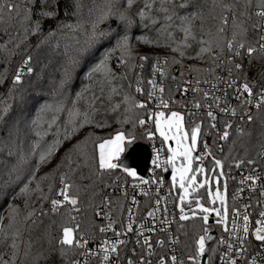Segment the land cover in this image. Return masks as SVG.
<instances>
[{
	"label": "trees",
	"instance_id": "1",
	"mask_svg": "<svg viewBox=\"0 0 264 264\" xmlns=\"http://www.w3.org/2000/svg\"><path fill=\"white\" fill-rule=\"evenodd\" d=\"M9 2L17 5V11L12 13L11 22H7L8 14L5 12V22L0 23V115H3L5 107L8 109L5 118L0 120V257L10 261V264L13 259L15 264H71L82 249L72 248L68 250L66 257L61 256L56 240L61 235L62 216L53 214L50 204L51 199H62L56 195L60 188L57 165L62 164L71 146L91 134L92 139L87 142L86 151L94 154V142H99L96 138H109L117 131L133 133L137 138L136 143H148L146 132H153L152 125L146 123L141 127L138 120L141 117L147 120L151 103L148 97L150 90L148 81L153 75L154 65L157 61L161 62L164 55L160 67L164 72L163 97L167 100L173 98L177 99L176 102L182 100L181 87L185 79L183 75L181 76L183 72H188L186 76L191 80H204L228 74L229 69H232L233 77L248 82L251 76L262 69H259L261 57L256 52L252 57L246 54L248 46H256L258 31L252 25L259 23V18L252 16L247 22L248 30L242 37L246 41V47L241 51L240 57H233V64L229 65L226 59L232 54L227 51L226 39L232 38L234 29L232 13L225 12L223 6H234L238 14L245 10L244 0L239 2L192 0L193 7L201 13V18L193 22L192 30L196 39L189 37L187 41L180 30L179 19H175L172 26L167 27L168 22L163 19L165 14L156 11L160 7L159 0H156L150 14L151 19L156 20L155 24L151 23L149 18L142 21L137 15L147 0H135L131 8H127L126 0H114L113 10L126 11L133 20L130 28H125L116 16L96 23L100 9L105 7L108 0H9ZM182 2L185 0H174L179 16H184L191 10L180 9L179 4ZM255 9L256 6L253 4L247 8V12L254 13ZM48 10L54 11L55 16L52 18L43 16L42 13ZM222 14L228 16L229 26L224 36L220 37L217 36L216 30ZM37 22L39 30H36ZM145 24L148 26L145 27ZM101 32L104 34L100 35ZM125 32L129 36L131 58L123 49L114 50L118 38ZM169 32L172 33L171 39L168 36ZM201 38L223 46L224 51L219 54L215 63L208 53L202 58H197V53L202 47L199 43ZM143 40L151 43H144ZM185 42L190 47H184ZM178 46L185 53L183 57L178 51L172 50ZM214 51L219 52V47H215ZM106 55L108 56L106 68L93 72L92 69ZM29 56L31 60L24 66L23 61ZM139 56H147L148 59L141 62ZM122 59L127 62L121 64ZM164 59L167 63H164ZM221 61L225 63L221 64ZM236 63L242 65L239 72L234 68ZM185 64H189L187 69L183 68ZM22 67L24 72L22 82L14 85L16 71ZM28 67L32 68L31 73L27 72ZM207 69H213L214 72L205 71ZM138 80L139 86L143 88V94L135 91ZM113 87L117 88V93H112ZM125 96L130 97L127 103L124 102ZM94 97L101 99H97L93 106ZM138 102L146 103L147 108L133 107ZM117 104L120 107L113 111V106ZM58 106H62L64 110L57 112L55 109ZM74 106L80 112H89L94 121L106 122L107 126L84 127L72 140L61 143L58 151L48 162H40L39 151L46 149L58 138L63 140L64 126L69 121L68 110ZM53 116L57 117L56 123L52 128H48ZM253 117V121L244 120L239 128L228 130L229 136L221 143V152H217L218 145L215 140L211 141V153L223 161L224 171L234 161L255 159L264 144V115L259 112ZM126 118L129 122L123 123ZM196 122L197 120L193 119L186 121L185 125L192 128ZM58 130L61 133L60 137L56 135ZM37 132L40 133L39 136ZM37 143L40 150L33 152V145ZM212 163L210 160L205 165L210 166ZM60 171H67V167L61 168ZM116 176L120 177L119 181L132 179L117 170L112 177H105V181L111 184ZM42 177L47 179H41ZM74 180L77 186L87 183L79 180V173ZM38 183L41 191H36ZM25 185H28V192L21 191ZM49 185H52L50 193ZM230 189L227 188L226 198L230 195ZM75 193L74 186L73 194ZM104 194L115 201L111 213L121 218L126 198L114 188V184L105 189ZM42 195H47L49 199L47 201L40 199ZM198 195L205 199L204 190H199ZM79 196V206L84 209L78 214L81 232L84 239L96 238L101 234L99 228L102 222L94 215V209L90 204L100 205L102 197L93 198L92 190L83 188H80ZM33 211L37 213L43 211L47 215L33 216L32 220H36L33 224L32 220L27 219L28 213ZM64 212L65 209L62 208L60 213ZM183 225V228L180 227L181 242L194 251L195 246L192 243L202 232L201 220L184 221ZM209 226V229L218 233L215 224L210 223ZM14 234H18L15 235L17 249L11 247ZM79 235L78 233L77 238ZM53 248L56 250L52 251ZM25 252L28 255H25ZM41 252L46 259L39 258ZM87 264H97V260L92 258Z\"/></svg>",
	"mask_w": 264,
	"mask_h": 264
},
{
	"label": "snow or ice",
	"instance_id": "2",
	"mask_svg": "<svg viewBox=\"0 0 264 264\" xmlns=\"http://www.w3.org/2000/svg\"><path fill=\"white\" fill-rule=\"evenodd\" d=\"M135 0H126L127 8H131L134 4ZM239 2V0H237ZM156 3V0H147L145 6L139 10L137 13L138 17L143 21L145 18H149L150 14L153 10V5ZM114 0H108L105 7L100 9V14L97 17L96 23H101L107 20L111 16H116L120 23H122L125 28H130L133 24V20L129 17L126 11H119V9L113 10ZM160 7L156 9L157 12L164 13L163 19L167 21V27L172 26V21L175 19H179L181 21L180 30L184 33L185 41L189 37L192 39H196L193 33V22L196 19L201 18V13L198 12L194 7L192 0H185L179 4L180 9H191L186 15L179 16L176 12V6L174 5V0H159ZM253 4L256 6V11L254 13L249 14L247 12V8L251 7ZM166 5H173V7L169 8ZM245 10L240 11L237 14V11L234 6L232 5H224L225 12L232 13V25H233V32L232 38L226 39V47L227 51L232 55L226 59V63L229 65L233 64V57H240L241 51L246 47V41L242 38L247 33V22L252 19V16L264 19V0H244ZM17 11V5L15 3L9 2V0H0V23H4V14L7 12L8 14V21L11 22L13 17L12 13ZM43 16L52 18L55 16V12L52 10L44 11ZM219 27L216 30L217 36L223 37L225 34L226 29L229 26V20L227 15H221L219 17ZM151 23L155 24L156 20L151 19ZM95 26V25H94ZM145 27L148 25L145 24ZM252 27L259 31L264 24L256 23L253 24ZM36 30H39V23L36 24ZM104 33L101 32L100 35ZM169 39L172 37V33H168ZM259 49L254 46H248L246 48V54L249 57H252L253 53L257 52H264V35L260 36ZM144 43H151V41L143 40ZM199 43L202 45L199 52L197 53V58H202V56L206 53L212 55V59L215 60L219 56V54L223 53L224 48L216 44L212 40H205L203 38L200 39ZM184 47H190L186 42L183 45ZM215 47H219V52L214 51ZM123 49L127 52L128 57L131 58V47L129 43V36L127 32L123 36H120L117 40V44L114 50ZM173 51H178L179 54L183 57L185 55L184 51L180 49V47H176L172 49ZM108 56L106 55L104 59L100 61V63L92 69L93 72H98L102 68H106V61ZM148 59L147 56H139V60L141 62L146 61ZM31 60L29 56L27 59L23 61V65L27 66ZM126 60H121V64L126 63ZM167 63V61H164ZM225 63V61H221V64ZM143 67V64H141ZM234 68L237 72L242 69V65L239 63L234 64ZM33 70L31 67L27 68V72L31 73ZM157 71H160V74L163 76L164 73L160 68V62L157 61V64L153 67V74ZM205 71L214 72L213 69H207ZM24 75L23 67L16 71L15 77L13 79V84L18 85L22 82V76ZM68 73L66 72V76ZM183 73H181V76ZM229 80L226 81L227 87H234L236 92L239 95L236 97L237 99L244 98V103L252 105L253 100L252 97L253 93V86L249 82L245 81L242 84L238 83V80L231 79L232 76V69H229L228 72ZM175 79V77H173ZM222 79V78H218ZM111 83V81L109 82ZM140 81H137V87L135 88L136 93L143 94V88L139 86ZM187 83V82H185ZM200 81L197 80V85H199ZM204 83H208L207 80ZM148 84L152 86V90L148 92L149 102H151L154 94L158 91L161 95L159 97V103L157 104L158 109H168L169 108V101L163 99V93L165 91L163 85L157 86L154 79H150ZM131 86V85H130ZM213 89L216 88V85H212ZM103 92V90H101ZM112 93H117V88L113 87L111 89ZM188 88L185 87L183 92H187ZM193 91H202L199 87L194 88ZM245 94L246 97H245ZM204 98L208 99L210 96V92L204 91L203 92ZM219 103V97H213ZM97 99H101V97H94L93 99V106ZM130 97L125 96L124 102L127 103ZM262 105H264V88L260 90V93L257 95L255 100L254 106L259 109ZM120 107L119 104L114 105L112 110L115 111ZM133 107L137 109H146L147 104L144 102H138L133 105ZM194 107L199 109L201 104L199 102L194 103ZM57 112L63 111L62 106H58L55 109ZM129 109H125L128 111ZM222 111H227V109H222ZM8 109L5 107L3 109V115H0V120L4 119L7 115ZM93 112H95V108L93 107ZM69 113V121L65 124L63 130V140L56 139L52 144H49L46 149L43 151L40 150L39 143L33 145V152L39 151V159L40 162H48L49 159L58 151V146L63 143L64 141H70L73 139L74 135L83 129L86 126L94 125L95 127H105L107 126L106 122H96L93 119V116L89 112H80L75 108L68 110ZM232 114L235 115V110H232ZM245 115L247 116V120L249 122L253 121L254 117L251 112H246ZM207 116L213 121L210 125L211 128H216V124L214 121L216 120V116L213 114L211 110L207 112ZM79 118V119H77ZM56 116L52 117V120L48 123V128H52V126L56 123ZM243 119V117H241ZM128 119L126 118L123 123H128ZM154 122L155 124V132L159 134L162 138L163 143L168 145V142L174 141L176 147L168 146L167 152L168 155L166 159L161 160V151L162 149L156 150V155L152 159L153 165V173L155 169L162 168L163 166H169L171 168V185L172 188L170 190V195L174 192L177 187L179 188L178 193V200L177 208L180 212L179 220L180 221H189V220H201L202 221V231L203 235H199L198 238L195 239V254L188 256V261L190 264H200V259L205 255L206 252V241L212 239L209 235V217L212 214H215L218 219L216 220L217 224L223 225L224 232L230 233L229 239L225 241L223 238L220 239V245H226L227 252L221 254L220 261L221 264H237L236 258H233L230 254L232 252L236 253V257L239 258L244 252L247 251L245 247V241L248 239L249 236V224L250 218L249 214L247 213V208L250 207L249 205H245V213L242 216V225L237 223L238 220L241 219V213L239 209H234L232 213V223L231 229L228 227V217L229 212L226 203L227 197V181L225 178V173L223 171L224 164L223 161L220 159H216L215 157L212 158L213 160V168L210 170L211 175H209V170L203 166L202 161L207 157L211 156V149L207 142L204 143V152L200 155H193V153L197 150L198 146V139L201 132V123L195 124L191 129L190 132L185 128L184 124V115L177 111H171L166 115V113L162 110L158 111H148L147 120L143 117L139 118L138 124L139 126L143 127L146 123ZM135 127V123L133 125ZM231 127V124L225 126V130L222 134L219 135L220 140H226L229 136L228 129ZM39 136L40 133L37 132ZM57 137H60L61 133L58 130L56 132ZM146 135L149 139L153 137L152 131H147ZM92 139V135L86 136L84 140H78L75 144L71 146L69 149L68 155L64 158L62 164L57 165V174L59 178L60 188L57 190L56 195L62 197V199H51V212L53 214H60L62 216L61 221V235L58 240H56V244L59 245L60 254L62 257L67 256L68 250L72 248H86L88 244V240L84 239L83 233L81 232V224L79 222V213L84 211L80 205V196L79 190L83 188L84 190H92L93 198L96 196L102 197L100 201V205L90 204V207L94 209L95 216L105 215L108 218L107 226H101L99 231L101 233H105L109 230H113V225L115 223L114 220L111 219V212L113 210V205L115 201L111 199L109 195L104 194L105 189H108L112 186V184H116L120 177L116 176V179L112 181V183H108L105 181V177H112L115 175L117 170L126 174L127 177H131L134 181H139V184L142 185H149L154 184L158 185L157 187V194L159 193V186H162L164 183L163 178L156 179L153 178L151 180L144 179L140 177L134 167L127 166L124 163L125 154H131L130 150H134V146L136 143V136L133 133H128L125 131H117L115 135L110 136L109 138L101 139L99 137L96 138L99 142H94V154H89L86 151L87 142ZM190 141V142H189ZM75 157V159L73 158ZM194 162H197L198 166L195 168L193 167ZM243 161H237L235 163L236 168H240ZM254 161L248 160V164H252ZM67 167V171H60L61 168ZM167 171V168L164 169ZM255 171V170H254ZM79 173V180L82 182L81 185H75L74 177L76 174ZM34 175V174H33ZM198 176L203 177L202 179L198 180ZM41 179H47V177H42ZM221 179H224V194L220 191V183ZM259 177L248 175L244 176L240 180V184L244 185L248 181L252 182L253 190L255 185L257 184ZM215 182L216 184V192L213 194L212 192V184ZM139 184H132V188L139 187ZM76 187V193L73 194V188ZM99 189L98 191L96 189ZM207 188V203L209 206H205L203 202V197L199 196V190ZM22 192H28V185H25ZM36 191H41L40 184L38 183L36 186ZM49 193L52 191V185H49L48 189ZM121 194L127 198V188L121 186L120 188ZM239 191H243L241 188ZM140 194L148 196V191H142ZM264 195V192L261 193ZM195 196L194 199L191 197ZM40 199L47 201L49 198L47 195H42ZM166 203L165 197H160L155 201L156 207L153 210L147 212L145 217V221L148 218L155 219L156 213L160 211L161 203ZM217 201L220 202L221 207H212L211 205H215ZM132 205L138 206V201L136 196L131 198ZM185 203L188 205V210H185ZM194 204V207H193ZM101 205L103 209H107V212H103L101 210ZM64 208L65 212L60 213V210ZM15 211V210H14ZM165 212V219L161 220V224L170 225L174 221L167 220V207L164 208ZM43 216L47 215L46 212H30L28 213L27 219L32 220L33 216ZM260 219L256 220V227L254 231L251 233L255 241L261 242V250L264 251V211H261ZM128 223L124 226L125 231L119 232L116 231V237H120L122 235H127L128 233L133 231V225L135 224V213L131 207L128 208ZM32 223L35 224L36 220H32ZM55 223V222H54ZM74 225V226H67V225ZM181 228L184 227L183 224L180 225ZM155 225L152 228L145 229L143 224H140L136 227L137 236H144L145 231L155 232ZM160 231L168 232L169 235V243L170 244H178L179 237L172 236V233L169 231L168 227H161ZM79 238H77V234ZM15 235L11 247L13 249H17V244L15 243ZM232 240H237L239 242L240 247H235L234 244L231 242ZM51 243V241H50ZM127 241L117 239L115 241H109L105 239L101 242L99 248L96 251L91 249L86 250L85 252L81 253V257L86 258L87 256H98L102 254V264H108L111 255L115 254L118 255V248L119 245L125 244ZM139 239L137 240V244H139ZM157 244L161 247L164 246V241L159 240ZM143 245L147 246V255L151 256L154 253L152 252V244L150 243V238L144 236ZM56 249L53 248L52 251ZM215 251V250H213ZM135 254V250H134ZM25 255H28L25 252ZM260 253H257L259 256ZM13 257H15V252L13 253ZM39 258H45L44 253L41 252L39 254ZM170 260L171 264H184L183 260L178 261V257L176 255L170 256L167 260L162 256L160 258L159 264H168ZM0 264H10V261L3 260V257H0ZM11 264H15V260L11 261ZM71 264H81L80 260L71 261ZM86 264V259H85ZM128 264H133L131 259L128 260ZM140 264H146L145 258L141 256ZM147 264H151V261H147ZM208 264H211V259H209ZM249 264H257L256 256H253L252 259L249 261Z\"/></svg>",
	"mask_w": 264,
	"mask_h": 264
},
{
	"label": "built area",
	"instance_id": "3",
	"mask_svg": "<svg viewBox=\"0 0 264 264\" xmlns=\"http://www.w3.org/2000/svg\"><path fill=\"white\" fill-rule=\"evenodd\" d=\"M257 9L254 10V12ZM259 23L264 24V19L259 18ZM264 35V27H262L258 31V37L256 42V48L259 49L260 36ZM259 57H261V62L259 71L257 74L251 76V79L248 81L253 86V104L249 105L244 103V98L237 99L236 97L239 93L236 92L235 86L234 87H227L226 81L229 80L228 74H221L216 78H205L204 80H199L200 83L197 85V80H191L188 76L184 79V83L181 87V92L183 95L182 100L176 102L177 99L173 98L168 100L169 108L168 109H158L157 104L159 103L160 93L157 91L150 103L149 110L155 112L158 110H162L165 113L171 111H177L184 115V123L186 121H190L196 119L197 123H201V132L198 139V146L197 150L193 153V155H200L204 152V143L207 142L209 147L211 146V141L215 140L217 143V152H221V143L225 140H220L219 135L222 134L225 130V126L231 124V128H239L241 123L247 120V116L245 115L246 112H251L252 115L255 113H259L264 115V105H262L259 109H257L254 104L257 98V95L260 93V90L264 88V52H260L259 50L256 52ZM160 62V61H159ZM160 62V65H162ZM257 63V65L259 64ZM256 66V63L254 64ZM161 68V67H160ZM162 69V68H161ZM163 71V69H162ZM164 73V72H163ZM164 76V75H163ZM163 76L160 74V71H157L155 75L153 74L150 79H154L157 86L163 85ZM222 78V79H218ZM231 79L238 80L239 84L244 83L245 81L240 80L237 77L231 76ZM207 80L208 83H204ZM187 82V83H185ZM215 84L216 88L213 89L212 85ZM164 87V85H163ZM187 87L188 91L185 93L183 89ZM199 87L202 91H193L194 88ZM152 90V86L150 85V90ZM208 91L210 92V96L208 99L204 98L203 92ZM247 94H245L246 97ZM164 96V93H163ZM213 97H219V103ZM163 99H165L163 97ZM167 100V99H165ZM199 102L201 107L199 109L194 107V103ZM222 109H227V111H222ZM235 110V115L232 114V110ZM211 110L213 114L216 116V120L214 123L216 124V128H211L210 125L213 121L207 116V112ZM243 117V119H241ZM190 119V120H189ZM152 123V122H151ZM194 126V125H193ZM228 129V130H229ZM158 138H157V137ZM148 140L147 147L150 151V158L148 162L147 170L144 176H140L144 179L151 180L153 178L160 179L163 178L164 183L162 186H159V193L157 194V187L158 185L149 184V185H142L139 184V181L131 180H123L118 181L114 184V188L117 189L120 193L121 186L127 188V198H126V205L125 210L121 218L115 216L111 213V219L115 221L113 225V230H109L105 233H101L100 236L96 238H89L88 244L86 248L82 249L81 252L78 254L76 258L72 261L80 260L81 264H86L92 258L97 260V264H102V254L98 256H87L86 258L81 257V253L85 252L88 249L96 251L101 242L105 239L109 241H115L117 239L125 240L127 243L119 245L118 248V255H111L108 264H128V260L131 259L133 264H140L141 256L145 258V262L151 261V264H159L160 258L163 256L166 260L172 256L176 255L179 260H183L184 264H190L188 261L189 255H194L195 250L192 251L188 248V246H184L181 242V231L180 225L183 224L184 221L179 220L180 212L177 208L178 203V193L177 189L172 192L170 195V190L172 188L171 185V171L170 175L166 177L167 172L169 171V166H163L162 168L155 169L153 173V165L152 159L156 155L157 149H162L160 155L161 160L166 159L168 152L167 146L163 143V140L158 135H156ZM215 157L213 154L202 161L205 165L208 161H213L212 158ZM217 159V157H215ZM254 161L252 164H248V160H237L243 161L240 168H236L234 165L237 161L231 163V165L224 171L225 178L227 181V188L230 189V195L226 198L227 208L229 213L228 217V227L231 229L232 223V213L234 209H239L241 213V219L237 221L239 225H242V216L245 213V205H249L250 207L247 208V213L249 214L250 224H249V236L248 239L245 241V247L247 249L239 258L236 257V253L232 252L230 255L233 258H236L237 264H249V261L252 259L253 256L257 258V264H264V251L261 250V242L255 241L251 233L254 231L256 227V220L260 219V212L264 211V195H261L264 192V144L259 149L257 156L255 159H251ZM197 164V162H194ZM167 168V171L164 169ZM255 170V171H254ZM256 176L259 177L257 184L254 187L252 186V182L248 181L246 184L241 185L240 180L244 176ZM139 184V187L132 188V184ZM243 188V191H239ZM142 191H148L149 195L145 196L140 194ZM122 195V194H121ZM136 196L138 201L137 205H132L131 198ZM160 197L166 198V203L162 201L160 205V211L156 213L155 219L148 218L145 221V217L147 212L153 210L156 205L155 201L160 199ZM131 207L135 213V224L133 225V231L128 233L127 235H122L119 238L116 237L115 232H124L125 225L128 223V208ZM167 207V220L174 221L170 225L161 224L160 221L165 219V212L164 208ZM103 212H107L105 209L101 208ZM101 220V226H107L108 218L105 215H101L98 217ZM215 224L218 227V233L212 229H209L210 233H215V238L212 242L208 243L206 241V252L203 257L200 259V264H208L209 259H211V264H221L220 256L221 254L227 252L226 245H220L219 241L223 238L225 241L229 239L230 233L224 232L223 225L217 224L213 217H210L209 224ZM140 224H143L145 229L152 228L155 225V232L145 231L144 236L150 238V243L152 244V252L153 255H147V246L143 245L144 236H137L136 227ZM161 227H168L169 231L172 233V236L179 237L178 244H170L169 243V235L168 232L160 231ZM199 233V235H203ZM193 239L192 245L195 246V239ZM139 239L140 243L137 244V240ZM163 240L164 246L161 247L157 244V241ZM235 247H240L239 242L237 240L231 241ZM135 250V254H134ZM215 250V251H213ZM260 253L257 256V253ZM168 264H171L170 260Z\"/></svg>",
	"mask_w": 264,
	"mask_h": 264
},
{
	"label": "water",
	"instance_id": "4",
	"mask_svg": "<svg viewBox=\"0 0 264 264\" xmlns=\"http://www.w3.org/2000/svg\"><path fill=\"white\" fill-rule=\"evenodd\" d=\"M131 154L128 153L125 154L124 163L127 166L134 167V169L137 171L139 176H144L147 167L148 162L150 158V151L147 145L142 143H136L134 146V150H130ZM170 175V168L169 171L166 174V177ZM212 239L208 241V243L212 242L215 238V233L209 234Z\"/></svg>",
	"mask_w": 264,
	"mask_h": 264
},
{
	"label": "rangeland",
	"instance_id": "5",
	"mask_svg": "<svg viewBox=\"0 0 264 264\" xmlns=\"http://www.w3.org/2000/svg\"><path fill=\"white\" fill-rule=\"evenodd\" d=\"M161 55V54H160ZM211 57H212V55L211 54H209ZM221 55V54H220ZM219 55V56H220ZM165 56V55H164ZM163 56V58H165ZM218 56V57H219ZM218 57H217V59H218ZM163 58H161V61H163ZM217 59H215V60H213V62L215 63L216 62V60ZM164 61H165V59H164ZM188 65L189 64H185V65H183L184 67V69H187V67H188ZM205 67V66H204ZM185 71H187V70H185ZM188 72H183V76L182 77H185L186 78V74H187ZM182 77H181V79H182ZM205 79V78H204ZM193 80V79H192ZM195 80V79H194ZM196 80H201V79H196ZM184 83V80H183V82H182V84ZM167 98V97H166ZM168 113H170V112H168ZM168 113H166V115L168 114ZM185 124V123H184ZM151 128H152V130H153V135L154 136H156V135H158L159 136V134L158 133H156L155 132V124H154V122H152L151 123ZM185 128L190 132V129L191 128H188V127H186V125H185ZM157 137V136H156ZM160 137V136H159ZM158 138V137H157ZM161 138V137H160ZM190 142V141H189ZM167 147L168 146H172V147H176V145H175V142L174 141H169L168 142V145H166ZM261 148V147H260ZM196 166H198V164H193V167L195 168ZM203 166L206 168V169H208L209 170V175H211V172H210V170L213 168V163L209 166V165H204L203 164ZM170 171H171V168H170ZM203 177H201V176H198V180L199 179H202ZM171 181V180H170ZM216 184H215V182H213V184H212V192H213V194H215V192H216ZM202 190H204L205 191V199L203 200V202L205 203V206H209L208 205V203H207V199H208V197H207V188H205V189H202ZM220 191H221V193L222 194H224V179H221V185H220ZM177 193H179V188L177 187ZM192 199H194L195 198V196H193V197H191ZM178 202H179V200H178ZM212 207H221V205H220V202L219 201H217V203L215 204V205H211ZM184 207H185V210L187 211L188 210V205H187V203H185V205H184ZM193 207H194V204H193ZM210 217H213L214 218V220L216 221L217 219H218V217H216L215 216V214H212V215H210ZM210 217H209V219H210ZM201 223H202V221H201ZM203 232V231H202ZM202 232H200V234L202 233Z\"/></svg>",
	"mask_w": 264,
	"mask_h": 264
}]
</instances>
